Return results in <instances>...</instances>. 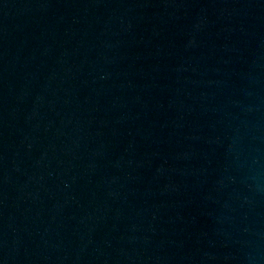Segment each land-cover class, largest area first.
Here are the masks:
<instances>
[{
	"label": "water",
	"instance_id": "obj_1",
	"mask_svg": "<svg viewBox=\"0 0 264 264\" xmlns=\"http://www.w3.org/2000/svg\"><path fill=\"white\" fill-rule=\"evenodd\" d=\"M0 264H264V0H0Z\"/></svg>",
	"mask_w": 264,
	"mask_h": 264
}]
</instances>
